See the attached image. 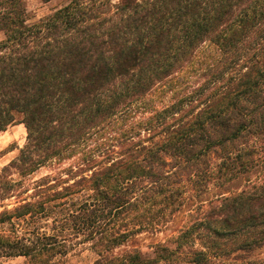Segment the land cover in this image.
<instances>
[{
    "label": "trees",
    "instance_id": "1",
    "mask_svg": "<svg viewBox=\"0 0 264 264\" xmlns=\"http://www.w3.org/2000/svg\"><path fill=\"white\" fill-rule=\"evenodd\" d=\"M0 31V133L27 132L0 170V257L60 264L88 243L92 264H218L264 248V0H67L34 21L0 0ZM189 196L173 246L115 252Z\"/></svg>",
    "mask_w": 264,
    "mask_h": 264
},
{
    "label": "rangeland",
    "instance_id": "2",
    "mask_svg": "<svg viewBox=\"0 0 264 264\" xmlns=\"http://www.w3.org/2000/svg\"><path fill=\"white\" fill-rule=\"evenodd\" d=\"M67 0H49L44 2L43 0H26L27 10L31 21L37 20L40 17L52 12L53 10L61 7ZM5 38L4 33L0 31V41ZM26 129L23 124L15 123L9 125L5 131L0 133V170L3 166L7 165L14 157L17 156L19 149L26 142ZM49 169L42 168L35 172L31 177L34 179L46 174ZM15 177V176H14ZM244 184L243 180L235 181L228 184L226 187L212 185L208 192L203 194L200 198H192L189 196V200L185 207L171 219L168 224L157 233H142L133 237L126 245L121 246L115 250V252H121L129 247L139 248L146 256H154L155 244L158 242H165L170 246H173L169 241L186 223L187 210L198 203L197 199L204 200L210 196L226 188L228 190H235ZM193 192L190 191L189 195ZM5 202H10L6 200ZM241 257L234 259L232 256L226 260H218V264H264V248L260 251L251 253H242ZM96 253L90 248L88 243H80L72 247L66 256L62 259L60 264H92L96 260ZM177 264H188L182 260L176 262ZM175 263V264H176ZM0 264H29V261L24 256L14 257H0ZM166 264V263H161Z\"/></svg>",
    "mask_w": 264,
    "mask_h": 264
}]
</instances>
